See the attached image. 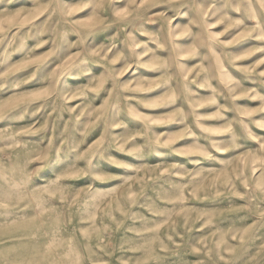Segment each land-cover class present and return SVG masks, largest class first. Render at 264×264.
I'll return each instance as SVG.
<instances>
[{"label":"rangeland","instance_id":"374dc122","mask_svg":"<svg viewBox=\"0 0 264 264\" xmlns=\"http://www.w3.org/2000/svg\"><path fill=\"white\" fill-rule=\"evenodd\" d=\"M0 264H264V0H0Z\"/></svg>","mask_w":264,"mask_h":264}]
</instances>
